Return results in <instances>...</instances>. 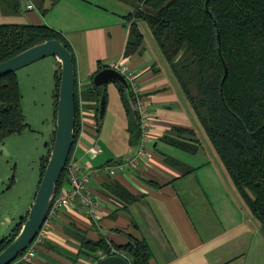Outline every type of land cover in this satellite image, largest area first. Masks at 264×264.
<instances>
[{
    "label": "crops",
    "instance_id": "obj_1",
    "mask_svg": "<svg viewBox=\"0 0 264 264\" xmlns=\"http://www.w3.org/2000/svg\"><path fill=\"white\" fill-rule=\"evenodd\" d=\"M41 2L27 0L28 11L10 19L59 30L73 48L79 87L90 86L92 76L104 66L131 70L149 117L142 135L144 156L134 168L127 163L136 151L129 146L128 119L115 83L106 85V107L98 129L95 101H81V130L72 157L81 173L90 174L87 186L97 210L92 215L77 205L61 208L58 217H49L45 235L35 245V257L12 264H97L80 253V233L93 240L102 235L116 245L143 241L151 251L150 264H264L261 226L239 204L234 185L204 144L172 73L161 67L154 43L145 38L137 52L124 56L130 25L126 15L132 6L118 1L120 6L111 11L85 18L72 11L78 4L75 0H59L47 14L41 13ZM30 4L33 9L27 8ZM62 8H67L65 16L52 17ZM74 18L85 22L74 26ZM173 127L194 128L201 148L189 154L161 142ZM91 146L98 148V154L89 151ZM186 168L192 171L185 174ZM68 186L66 182L62 190ZM127 194L135 200L123 202Z\"/></svg>",
    "mask_w": 264,
    "mask_h": 264
},
{
    "label": "trees",
    "instance_id": "obj_2",
    "mask_svg": "<svg viewBox=\"0 0 264 264\" xmlns=\"http://www.w3.org/2000/svg\"><path fill=\"white\" fill-rule=\"evenodd\" d=\"M128 1L132 11L126 15L130 25L124 56L133 55L141 47L145 34L140 22H145L188 109L208 138L236 192H239L242 204L264 234V0ZM58 2L42 0L41 13L47 14ZM0 13L18 17L22 13L21 0H0ZM49 39L62 42L71 52L75 65L73 48L59 30L47 24L24 22L0 23V62ZM219 49L228 69L224 80ZM60 76L61 65L55 60L53 130L47 142L48 150L41 160L40 179L54 140ZM114 83L128 119L129 146L134 147L137 153L143 135L138 107L135 109L127 91L119 83ZM103 95H107L106 86L91 84L79 87L77 83L73 146L81 130V101H95V128L98 129L101 122L99 103ZM21 97L15 72L0 77V142L11 134L21 133L25 127ZM134 98L137 106L138 95L135 92ZM160 141L189 154H195L202 146L194 128L173 127L172 133H165ZM72 150L69 159L72 158ZM123 161L117 159L119 163ZM167 161L178 165L176 160ZM191 171V168H186L184 173ZM66 182L67 167L60 176L55 197L62 192ZM127 197L123 202H132L136 198L130 194ZM26 216H22L12 232L0 240V251L18 234ZM80 234V253L96 263L109 255H122L130 264H150L151 251L143 241L116 245L102 235L93 240Z\"/></svg>",
    "mask_w": 264,
    "mask_h": 264
},
{
    "label": "rangeland",
    "instance_id": "obj_3",
    "mask_svg": "<svg viewBox=\"0 0 264 264\" xmlns=\"http://www.w3.org/2000/svg\"><path fill=\"white\" fill-rule=\"evenodd\" d=\"M75 1L78 4L72 11L77 10L85 18L97 16L99 12L111 11L113 6H120L118 1L131 4L128 0ZM26 3L27 0H21L22 13L28 11ZM35 10H37L36 7ZM66 10L67 8L59 9L55 14H52V17L65 16ZM85 18H74L72 22L74 26H79L84 24ZM93 18L87 20L92 21ZM15 21L17 20L10 19L9 16L0 15V23ZM140 25L145 38L149 39L150 42L152 41L159 51L161 67L166 70V73L171 74L170 67L163 59L147 24L141 21ZM55 60V57L47 56L15 71L22 95L21 107L25 127L21 133L11 134L0 142V240L9 235L20 218L27 214L41 180V160L48 150L47 142L50 140L53 130ZM116 89L118 90V87ZM196 121V128L201 129ZM115 124L119 125L118 118L115 120ZM201 133L206 141L204 144L216 157L208 138L202 131ZM237 193V200L241 204L243 200L239 192Z\"/></svg>",
    "mask_w": 264,
    "mask_h": 264
},
{
    "label": "water",
    "instance_id": "obj_4",
    "mask_svg": "<svg viewBox=\"0 0 264 264\" xmlns=\"http://www.w3.org/2000/svg\"><path fill=\"white\" fill-rule=\"evenodd\" d=\"M218 41L220 37L218 34ZM47 56H53L61 65V76L55 116V134L52 148L41 177L34 201L27 212L26 219L12 241L0 251V264H12L32 245L41 231L55 197V189L63 170L66 167L74 143L76 125V70L73 56L65 45L57 39H49L38 43L15 56L0 62V77L10 72L32 64ZM219 56L224 67V77L227 75V65L219 49ZM110 82L119 83L128 93L135 108V98L130 82L118 69L107 66L94 74L92 84L95 87H105ZM106 107V96L99 103V120H102ZM97 264H130L122 255L103 257Z\"/></svg>",
    "mask_w": 264,
    "mask_h": 264
},
{
    "label": "built area",
    "instance_id": "obj_5",
    "mask_svg": "<svg viewBox=\"0 0 264 264\" xmlns=\"http://www.w3.org/2000/svg\"><path fill=\"white\" fill-rule=\"evenodd\" d=\"M29 9H33V5H28ZM114 68L121 71L127 80L130 82V85L132 87L133 93L137 92V87L135 85L134 81V73L131 70H128L124 66H114ZM137 94V93H136ZM138 111L140 115L141 125L142 129L145 130L147 127V121L149 117V111L147 108L142 105V102L138 99ZM89 151H91L94 154H98V148L95 146L89 147ZM144 156V150L141 146L135 156L130 159L127 163L136 168L139 166L140 160ZM121 165H117L115 167H112L109 169V173L113 174L117 168H119ZM67 173H68V188L63 189L62 192L56 196L53 200L52 206L49 210L48 217L37 235V238L34 240L32 245L27 249L25 252H23L19 257L18 260L22 262H30L35 257V245L41 241V239L45 235V226L48 222L49 217H58V211L63 208L70 205H77L86 210L90 214H95L97 210V203L95 202L90 189L88 188L87 184L89 182V172L81 173L75 159L72 157L68 159L67 164Z\"/></svg>",
    "mask_w": 264,
    "mask_h": 264
}]
</instances>
